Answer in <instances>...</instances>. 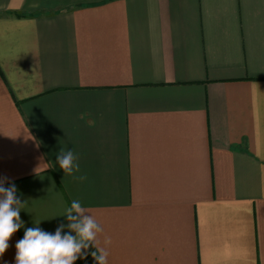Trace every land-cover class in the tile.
I'll list each match as a JSON object with an SVG mask.
<instances>
[{"label":"crops","instance_id":"0c3cea01","mask_svg":"<svg viewBox=\"0 0 264 264\" xmlns=\"http://www.w3.org/2000/svg\"><path fill=\"white\" fill-rule=\"evenodd\" d=\"M0 178V264L73 200L108 264H264V0H0Z\"/></svg>","mask_w":264,"mask_h":264},{"label":"clouds","instance_id":"9594fccd","mask_svg":"<svg viewBox=\"0 0 264 264\" xmlns=\"http://www.w3.org/2000/svg\"><path fill=\"white\" fill-rule=\"evenodd\" d=\"M78 160L79 156L71 149L61 148L56 156V162L65 175L83 182L87 176L76 175L80 172ZM5 183L6 178H0V257L9 248L12 235L23 227L20 212L25 204L16 195V185L12 183L5 187ZM63 216L68 223L60 224L54 233L40 227L27 228L23 238L15 245V264H74L77 259H86L89 254L95 264H108V246L112 240L104 235L101 244L100 236L104 229L90 209L73 200ZM65 228L69 230L67 233H64ZM90 247L94 250L89 253Z\"/></svg>","mask_w":264,"mask_h":264}]
</instances>
